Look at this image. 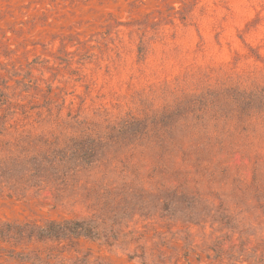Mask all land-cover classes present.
Listing matches in <instances>:
<instances>
[{
	"label": "rangeland",
	"instance_id": "374dc122",
	"mask_svg": "<svg viewBox=\"0 0 264 264\" xmlns=\"http://www.w3.org/2000/svg\"><path fill=\"white\" fill-rule=\"evenodd\" d=\"M87 139L109 173L36 176ZM0 182V264H264V0H0Z\"/></svg>",
	"mask_w": 264,
	"mask_h": 264
},
{
	"label": "trees",
	"instance_id": "16d2710c",
	"mask_svg": "<svg viewBox=\"0 0 264 264\" xmlns=\"http://www.w3.org/2000/svg\"><path fill=\"white\" fill-rule=\"evenodd\" d=\"M125 128H129V125L124 124L121 129L125 131ZM135 130V129H134ZM138 132V130H135ZM173 134L170 135V132L165 130L164 125L161 128L160 135L158 140L154 142V147L159 151V156L154 152L158 159H164L172 151L185 152L187 157L194 156L196 149L188 144H185L183 140L178 138L177 132L172 129ZM167 135V137H166ZM99 141L95 140H85L80 141L77 144H72V146H64L61 148H56L52 150V153L47 155L43 154L40 156L41 163H39V169L35 168L38 171L37 177H40L42 173L47 172L48 180H52L55 184H61L68 180H72V175H75L78 171L86 172L90 168L99 167L104 164L106 172L109 173L110 159L107 158V151L101 150ZM211 150V148H210ZM162 154V155H161ZM168 160V159H167ZM37 159L33 161L34 165L36 164ZM100 164V165H99ZM46 174V173H45ZM18 175V174H16ZM33 175V174H32ZM34 176V175H33ZM22 176H18L21 179ZM1 183V182H0ZM166 195V194H165ZM164 196L163 198H166ZM166 210L168 207V202L164 203ZM155 208L156 206H152ZM15 228H9L7 233L14 229V233L18 236L26 235L31 239L33 236L38 240L44 239H55L60 240L61 238H72V237H90V238H99L104 236L106 242H108V237L104 231L100 230L99 224L96 220H81V221H71L64 220L63 222H49L44 226H37L31 224H23L20 226H14ZM104 234V235H102ZM1 235V232H0ZM222 254V253H221ZM230 256L232 258H230ZM229 259L237 261V256L230 254Z\"/></svg>",
	"mask_w": 264,
	"mask_h": 264
}]
</instances>
